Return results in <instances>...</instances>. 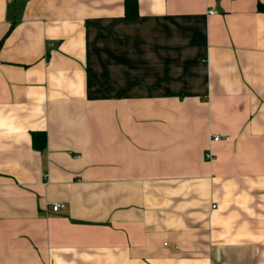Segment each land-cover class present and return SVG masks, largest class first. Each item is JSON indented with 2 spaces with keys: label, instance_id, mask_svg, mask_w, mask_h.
Returning <instances> with one entry per match:
<instances>
[{
  "label": "crops",
  "instance_id": "0c3cea01",
  "mask_svg": "<svg viewBox=\"0 0 264 264\" xmlns=\"http://www.w3.org/2000/svg\"><path fill=\"white\" fill-rule=\"evenodd\" d=\"M136 1L0 0V264H264V0Z\"/></svg>",
  "mask_w": 264,
  "mask_h": 264
},
{
  "label": "trees",
  "instance_id": "16d2710c",
  "mask_svg": "<svg viewBox=\"0 0 264 264\" xmlns=\"http://www.w3.org/2000/svg\"><path fill=\"white\" fill-rule=\"evenodd\" d=\"M126 13L129 17H135L138 15V3L136 0H126ZM259 10L264 12V6L259 5ZM33 146L38 151H44L46 149L47 137L45 133H33Z\"/></svg>",
  "mask_w": 264,
  "mask_h": 264
},
{
  "label": "built area",
  "instance_id": "2783aa9c",
  "mask_svg": "<svg viewBox=\"0 0 264 264\" xmlns=\"http://www.w3.org/2000/svg\"><path fill=\"white\" fill-rule=\"evenodd\" d=\"M210 13L211 14H215V13H217L215 10H212V11H210ZM216 141H218V140H220L221 138L219 137V136H216L215 138H214ZM212 154H207L206 155V158L207 159H212ZM66 206H65V204H54L53 206H52V210L54 211V212H59L60 210H62V209H64Z\"/></svg>",
  "mask_w": 264,
  "mask_h": 264
}]
</instances>
